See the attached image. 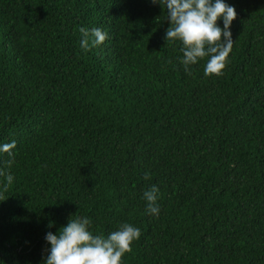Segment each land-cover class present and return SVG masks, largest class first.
Masks as SVG:
<instances>
[{"label": "trees", "instance_id": "trees-1", "mask_svg": "<svg viewBox=\"0 0 264 264\" xmlns=\"http://www.w3.org/2000/svg\"><path fill=\"white\" fill-rule=\"evenodd\" d=\"M224 3L233 49L205 76L152 0H0V264H43L73 215L141 230L121 264H264V0ZM81 27L109 38L85 51Z\"/></svg>", "mask_w": 264, "mask_h": 264}, {"label": "clouds", "instance_id": "clouds-1", "mask_svg": "<svg viewBox=\"0 0 264 264\" xmlns=\"http://www.w3.org/2000/svg\"><path fill=\"white\" fill-rule=\"evenodd\" d=\"M163 5L167 10L170 27L166 30V42L179 40L183 47L180 51L183 57L180 63L184 71L191 75V65L198 63L204 57H210L204 70L205 76H220L226 67L234 40L230 27L237 18L236 9L224 3V0H152ZM223 20V28L217 21ZM82 39L80 46L85 51L91 47L102 45L109 37L106 31L100 28L91 30L81 27ZM16 141L0 146V152L14 157L13 149ZM13 159L7 161L10 167ZM0 176H5L8 185L13 181L11 174L0 170ZM145 174V179H149ZM159 188L152 185L143 193L147 202L146 212L158 216L160 206L157 203ZM3 201V200H0ZM74 216V215H73ZM71 216L66 226L58 230V234L47 232L45 240L50 244L48 255L43 264H121L125 253L132 251V243L141 236V230L130 224H122L117 231L110 233L106 238L102 235H93L90 231L92 221L88 217ZM49 228L52 227L50 223Z\"/></svg>", "mask_w": 264, "mask_h": 264}]
</instances>
